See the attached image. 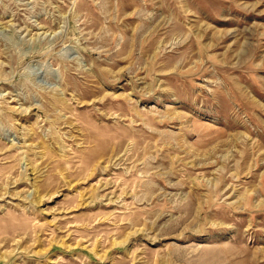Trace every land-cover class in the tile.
Masks as SVG:
<instances>
[{
  "label": "rangeland",
  "instance_id": "1",
  "mask_svg": "<svg viewBox=\"0 0 264 264\" xmlns=\"http://www.w3.org/2000/svg\"><path fill=\"white\" fill-rule=\"evenodd\" d=\"M0 264H264V0H0Z\"/></svg>",
  "mask_w": 264,
  "mask_h": 264
}]
</instances>
